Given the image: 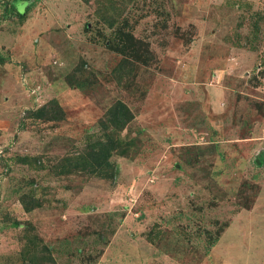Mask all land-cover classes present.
Here are the masks:
<instances>
[{
  "label": "rangeland",
  "instance_id": "374dc122",
  "mask_svg": "<svg viewBox=\"0 0 264 264\" xmlns=\"http://www.w3.org/2000/svg\"><path fill=\"white\" fill-rule=\"evenodd\" d=\"M16 1L0 0V264H264V0H29L23 17ZM52 100L62 119L29 115ZM116 100L135 146L98 172L81 152Z\"/></svg>",
  "mask_w": 264,
  "mask_h": 264
},
{
  "label": "trees",
  "instance_id": "16d2710c",
  "mask_svg": "<svg viewBox=\"0 0 264 264\" xmlns=\"http://www.w3.org/2000/svg\"><path fill=\"white\" fill-rule=\"evenodd\" d=\"M30 3L29 0L25 2L16 1L14 3L16 14L23 17L24 11H27ZM28 113L31 116L48 118L50 120H60L64 116V111L56 100H52L35 111H28ZM133 117L134 115L130 108L121 100H116L107 108L104 116L99 120L103 135L94 140L92 145L84 148L81 152V154H84L82 156L83 159L87 158V161L84 162L86 166L99 172L108 162L113 152L124 157L132 156L131 152L135 146L134 139L124 140L120 135H116L115 133L116 131H121L132 121ZM66 157L69 158V155ZM21 203L25 211L33 210L40 204L37 200H34L29 205V202L27 203L24 199L21 200Z\"/></svg>",
  "mask_w": 264,
  "mask_h": 264
}]
</instances>
